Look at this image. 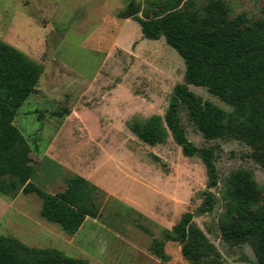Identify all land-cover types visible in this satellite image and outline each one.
<instances>
[{"label":"rangeland","instance_id":"obj_1","mask_svg":"<svg viewBox=\"0 0 264 264\" xmlns=\"http://www.w3.org/2000/svg\"><path fill=\"white\" fill-rule=\"evenodd\" d=\"M168 0H136L142 13H161ZM201 7L208 0H193ZM230 19L261 17L264 0H224ZM127 0H0V41L43 67L36 92L18 109L13 124L28 145L27 180L47 193L64 190L70 175L98 188L96 219L86 217L72 235L39 216L34 194L0 195V236L29 248L55 249L89 264H160L152 251L181 215L219 252L218 264H255L247 244L223 241L218 230L225 180L237 169L264 186V169L239 140L206 141L179 110L186 139L213 147L217 186L210 213L196 214L207 184L197 157H183L169 136L148 146L129 129L133 121L163 117L184 63L164 38L142 39L138 23L119 19ZM202 101L231 108L204 88L188 85ZM264 196V193L262 194ZM164 264H190L176 242H165Z\"/></svg>","mask_w":264,"mask_h":264},{"label":"trees","instance_id":"obj_2","mask_svg":"<svg viewBox=\"0 0 264 264\" xmlns=\"http://www.w3.org/2000/svg\"><path fill=\"white\" fill-rule=\"evenodd\" d=\"M142 13L136 0H127L119 19L138 23L142 39L165 43L183 60V82L174 86L163 117L153 115L143 122L128 124L129 131L148 146L163 144L170 136L183 157H197L206 173V189L196 214L210 213L219 200L209 191L217 186L213 147L198 148L184 134L179 110L184 107L189 121L206 141L235 139L251 149L250 157L264 169V7L261 17L249 20L245 13L230 19L224 0H208L196 7L193 0H168L164 10L152 17ZM43 67L23 52L0 41V195L34 194L40 202L39 216L74 234L86 217L96 219L98 188L79 175H70L65 188L47 193L27 180L28 145L13 119L36 92ZM188 85L204 88L228 105L225 112L212 102L202 101ZM264 186L259 187L250 171L237 169L225 180L220 197L222 212L218 230L231 244H247L255 264H264ZM186 212L152 251L167 261L163 244L180 246L181 257L190 264H218L219 252ZM0 264H89L55 249L29 248L17 239L0 236Z\"/></svg>","mask_w":264,"mask_h":264}]
</instances>
